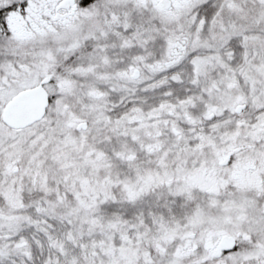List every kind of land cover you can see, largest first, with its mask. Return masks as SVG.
Wrapping results in <instances>:
<instances>
[{
    "label": "snow or ice",
    "instance_id": "snow-or-ice-1",
    "mask_svg": "<svg viewBox=\"0 0 264 264\" xmlns=\"http://www.w3.org/2000/svg\"><path fill=\"white\" fill-rule=\"evenodd\" d=\"M0 264H264V0H0Z\"/></svg>",
    "mask_w": 264,
    "mask_h": 264
}]
</instances>
